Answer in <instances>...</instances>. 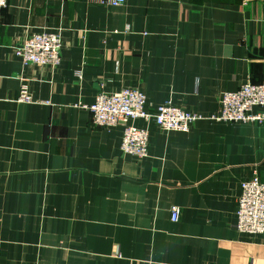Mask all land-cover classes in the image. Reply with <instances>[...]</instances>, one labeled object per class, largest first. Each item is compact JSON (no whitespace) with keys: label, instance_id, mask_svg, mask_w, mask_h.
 Listing matches in <instances>:
<instances>
[{"label":"crops","instance_id":"1","mask_svg":"<svg viewBox=\"0 0 264 264\" xmlns=\"http://www.w3.org/2000/svg\"><path fill=\"white\" fill-rule=\"evenodd\" d=\"M96 1L0 9V264H264V240L234 226L240 184L264 183V123L138 120V160L120 153L122 127L83 108L135 88L148 108L217 114L222 93L264 82V0ZM43 30L61 34L54 70L13 54Z\"/></svg>","mask_w":264,"mask_h":264},{"label":"built area","instance_id":"2","mask_svg":"<svg viewBox=\"0 0 264 264\" xmlns=\"http://www.w3.org/2000/svg\"><path fill=\"white\" fill-rule=\"evenodd\" d=\"M9 0H0V9ZM100 5L119 6L124 0H97ZM61 34L57 30H43L26 35L13 48V54L22 65L56 69L60 63ZM17 102L32 103L25 84H21ZM219 111L215 115L185 112L170 102L148 108L146 98L139 89L124 88L114 93L100 92L93 104L83 108L90 114V122L97 128L122 127L120 153L138 160L147 156V128L134 125L138 120L153 124L164 133H187L198 121L209 120L228 124L264 123V82H247L234 91L224 92L218 99ZM170 221L176 222L177 207L170 209ZM235 229L242 234L258 236L264 240V183L256 175L240 184L235 213Z\"/></svg>","mask_w":264,"mask_h":264}]
</instances>
